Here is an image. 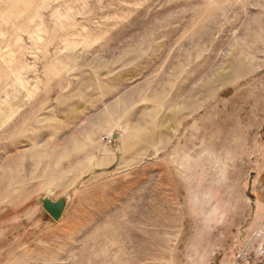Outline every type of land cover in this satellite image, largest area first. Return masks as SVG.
I'll return each instance as SVG.
<instances>
[{
	"label": "rangeland",
	"instance_id": "obj_1",
	"mask_svg": "<svg viewBox=\"0 0 264 264\" xmlns=\"http://www.w3.org/2000/svg\"><path fill=\"white\" fill-rule=\"evenodd\" d=\"M0 264H264V0H0Z\"/></svg>",
	"mask_w": 264,
	"mask_h": 264
},
{
	"label": "water",
	"instance_id": "obj_2",
	"mask_svg": "<svg viewBox=\"0 0 264 264\" xmlns=\"http://www.w3.org/2000/svg\"><path fill=\"white\" fill-rule=\"evenodd\" d=\"M39 201L45 210L55 219L60 220L66 208V199L60 198L59 200H52L47 197L39 198Z\"/></svg>",
	"mask_w": 264,
	"mask_h": 264
}]
</instances>
